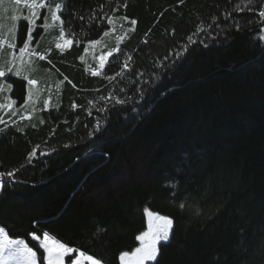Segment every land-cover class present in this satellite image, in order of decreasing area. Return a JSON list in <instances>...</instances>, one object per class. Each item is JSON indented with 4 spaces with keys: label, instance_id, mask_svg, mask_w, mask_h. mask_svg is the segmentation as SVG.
Returning <instances> with one entry per match:
<instances>
[{
    "label": "trees",
    "instance_id": "1",
    "mask_svg": "<svg viewBox=\"0 0 264 264\" xmlns=\"http://www.w3.org/2000/svg\"><path fill=\"white\" fill-rule=\"evenodd\" d=\"M58 2L72 44L63 53L50 47L46 61H39L40 69L53 61V75L62 82L51 105L21 113L26 81L10 73L0 78L12 84L6 95L13 103L9 111L0 108V128L6 129L0 171L20 169L11 186L4 178L0 227L38 254L28 234L48 231L107 264H120V253L133 251L146 229V208L175 221L171 243L146 264H264V43L254 38L264 34L257 31L264 0ZM19 21L22 45L27 25ZM216 24L230 28V43L218 37L219 45L205 48L201 32L178 69L164 73L154 90L143 83L149 75L138 79L154 71L152 61L188 43L198 26L211 25L215 33ZM112 28V55L100 75H91L79 58L87 43ZM137 86L149 89L143 100ZM110 93L131 102L112 108ZM106 102L108 123L89 138L102 118L92 105ZM50 148L56 151L40 154ZM170 181L179 184L176 205L190 193L199 216L171 202ZM98 226L106 231L94 239Z\"/></svg>",
    "mask_w": 264,
    "mask_h": 264
},
{
    "label": "snow or ice",
    "instance_id": "2",
    "mask_svg": "<svg viewBox=\"0 0 264 264\" xmlns=\"http://www.w3.org/2000/svg\"><path fill=\"white\" fill-rule=\"evenodd\" d=\"M6 2L10 3L14 10L16 7L23 5L21 12L22 19L27 25V38L23 41L22 45L17 43L18 25L20 21L16 15L11 16V20L16 22L13 26L17 29L15 32L13 31V27L6 28L3 22V17L0 16V78L5 77L6 72L20 77L22 76L23 71H32L35 69L36 66L33 58L38 57L40 60L45 59V56L42 55L38 49L33 47L34 41L38 43L34 33L37 29H43L45 31L53 29L54 24L49 21H61V16L58 15V13L62 9V4L55 3L53 7L54 0H0V6H3ZM180 3L183 4L184 0H180ZM45 8L47 9V14L41 12V10ZM41 18H43L44 23L38 24L37 21ZM258 18L260 19V27L257 31L264 33V9L258 12ZM108 19L111 23L112 18L108 17ZM120 19L126 20L127 17H121ZM213 21H215V18H213ZM232 23L234 24L236 31L239 32L242 30V23L240 21L234 20ZM249 23H252V21H249ZM61 24L63 25V21H61ZM131 24L135 25L136 21L132 20ZM210 28L211 25L207 28L198 26L196 32L187 37L188 43L182 44L178 49L168 51L162 59L152 61L151 68L154 69V71L140 72L137 74L138 79H142L144 75H149V79L143 80V83L149 85L150 89L154 90L162 80V75L164 73L169 70L176 71L178 69L190 47L197 43V40L194 39V37L199 36L201 32L207 34L206 37L199 40V43L205 48L209 47L213 41L219 45L220 40L218 37H223V40L227 43L231 42L230 38L226 35L230 30L229 27L221 28L220 24H216L218 31L215 33L210 31ZM65 35V30L61 27L59 31V40L62 41V43H56L55 45L61 53L64 52L66 46L72 44V40L66 39ZM105 35H107V32H105ZM254 38L257 41L264 43V35H258ZM91 43L95 44L99 43V41H91ZM17 50L19 53L18 56L16 55ZM9 51H11V59L8 57ZM262 51H264V49H262ZM26 53L29 56L28 62H25L23 59ZM107 55L111 56L112 53L109 52ZM105 59L106 57L104 55L99 57V68L93 70L92 75L96 76L101 74L100 69L104 67ZM17 61H19V63H17ZM125 67H128L127 63L125 64ZM117 75H122V73H118ZM107 78L109 80L112 79V77ZM23 79L26 80L27 84L30 86L37 83L35 79L30 78L28 75H23ZM5 87L8 90H11L12 84L0 85V90ZM120 91L123 92L124 89L121 88ZM148 91L149 89L137 86L140 100L144 99L148 94ZM110 98L111 100H114V104L111 105L112 108H115L116 105L124 106L131 102V97L120 98L114 93H110ZM100 99L105 101L108 100V98L103 96H101ZM139 102L140 101H136V103ZM27 103L28 101H25V105ZM44 103L45 106H47L48 101H45ZM89 103L91 104L92 102L90 101ZM8 106L11 107V104ZM92 106L93 108H96V111L102 114V118H97L93 128L89 129V138H92L96 133L101 132L108 123V114H110L109 104L107 102L103 107H97L95 104ZM0 107H3V105H0ZM91 114L92 113L89 112V115ZM2 122L3 121H0V123ZM41 123H43V121H41ZM85 127H87V125H85ZM5 131L6 129L0 128V133H4ZM64 147L67 148L70 147V145L65 144ZM37 148H39V145L33 147L32 150L28 152V164H31L33 158L36 156ZM55 151L56 148H50L47 151H42L40 154L46 156ZM24 167V164L20 165L21 169ZM19 170L20 169H12L7 172L0 171V193H3L5 187V177L10 178L8 181L10 186L18 182L15 180V173ZM165 186L172 189L170 192L171 202L177 206L181 212L190 209L193 210L194 214L197 216L201 214L198 201L193 199V201L189 203L190 193H186L184 198L178 205H176V195L179 190L178 182L170 181ZM145 215L147 217V230L136 236V240L139 241V246L131 252H121L119 255L120 264H146L147 261H157L158 256L160 255L161 246H166L171 243L175 224L174 219L169 216L153 213L148 209H145ZM35 223L37 222H34V224ZM103 231H106V229L98 226L96 232L93 234V238L98 239ZM28 235L31 236L32 240L37 242L38 248L42 250L39 254L36 249L29 245V243H26L25 239L10 238L5 229L0 227V264H69V262L70 264H107L103 258H97L83 250L66 245L52 236L48 231H44L42 235H37L35 232H31Z\"/></svg>",
    "mask_w": 264,
    "mask_h": 264
},
{
    "label": "rangeland",
    "instance_id": "3",
    "mask_svg": "<svg viewBox=\"0 0 264 264\" xmlns=\"http://www.w3.org/2000/svg\"><path fill=\"white\" fill-rule=\"evenodd\" d=\"M55 3H59L58 0H54V3L52 5L53 7ZM21 8L23 9V5H21ZM0 11H1V16L3 17V22L6 28L13 27L16 24L15 21H12L10 19L11 14L22 13L21 11L18 12V10H14L13 6L7 2L3 6H0ZM41 12L47 14V9L46 8L42 9ZM49 22L54 24L53 29L49 31H45L41 29V31L35 35L38 43L33 44V47L35 49H37L38 45L41 44V49H42L41 54L45 56V59L42 61H46L47 54L49 53L50 47L57 49L55 47L56 43H62V41L59 40V31L61 29L60 21H55V22L49 21ZM37 23L43 24L44 23L43 18L39 19ZM13 31L15 32L17 31V29L13 27ZM113 31H114V28H112L107 33V35H105L103 38H101L100 40H96V41H99V43L93 44L89 42L86 44L79 60L84 64V66L86 67V69H88L91 75H92L93 70L99 68V57L101 55H104L106 57L105 63L107 62L109 58V55H107L109 53V50H107V45L109 43H112L114 40V37L112 36ZM26 34H27V30H26ZM65 38L69 39L66 36ZM69 47L70 45L66 46L65 50H67ZM57 50L60 51L59 49ZM16 55L17 56L19 55L18 50L16 51ZM8 57L9 59L12 58L11 51H9ZM23 59L25 62L29 61V56L27 55V53L24 55ZM33 61L36 66L35 69L32 71H23L22 76H20L23 78V75H28L30 78L35 79L37 81L35 85L30 86L27 84V81L25 80L26 81V91H25L24 103L22 105L23 107L21 108V113L22 112L25 113V111H30V112L35 111L36 107L40 103H42V106L44 108H48L51 105L52 101H54L53 100L54 96L56 95V93L59 90V87L62 84L61 80L53 75V71H54L53 69H57L53 61L49 60L47 62L48 66H44L42 67V69L39 68V61L41 60L38 57L33 58ZM17 63H19V61H17ZM101 70L102 69H100V71ZM0 85H4V84L0 81ZM7 91L8 89L6 87L0 90V105H3V107H0V108H4L5 110L9 111L13 108V103L7 98V95H6ZM30 92H31V95H30ZM25 101H28L26 105H25ZM45 101H48L47 106H45V103H44ZM9 104H11V107L8 106ZM27 116L28 115L26 114L25 117ZM145 209L143 210L145 220H146V229L144 231L147 230V217L145 215ZM138 246H139V241H138ZM148 262H152V261H147L146 263Z\"/></svg>",
    "mask_w": 264,
    "mask_h": 264
},
{
    "label": "crops",
    "instance_id": "4",
    "mask_svg": "<svg viewBox=\"0 0 264 264\" xmlns=\"http://www.w3.org/2000/svg\"><path fill=\"white\" fill-rule=\"evenodd\" d=\"M21 9H22L21 6H18V7L15 8V10H18V12L21 11ZM12 15H16L18 19H22V13H19V14H15V13L14 14H11L10 15V19H11V16ZM0 16H1V11H0Z\"/></svg>",
    "mask_w": 264,
    "mask_h": 264
}]
</instances>
